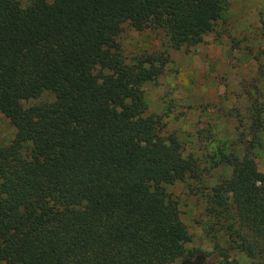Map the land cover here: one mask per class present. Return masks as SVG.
<instances>
[{
  "label": "trees",
  "instance_id": "obj_1",
  "mask_svg": "<svg viewBox=\"0 0 264 264\" xmlns=\"http://www.w3.org/2000/svg\"><path fill=\"white\" fill-rule=\"evenodd\" d=\"M227 8V0H0V111L17 129L0 146V264L185 258L192 236L165 183L201 178L198 159L147 112L143 86L161 75L157 59L128 62L117 38L128 23L164 31L174 49L194 46ZM45 92L55 100L21 106ZM263 113L255 104L258 130ZM219 154L215 164L232 173L203 186L207 227L227 230L233 248L264 264V173L250 152Z\"/></svg>",
  "mask_w": 264,
  "mask_h": 264
},
{
  "label": "rangeland",
  "instance_id": "obj_2",
  "mask_svg": "<svg viewBox=\"0 0 264 264\" xmlns=\"http://www.w3.org/2000/svg\"><path fill=\"white\" fill-rule=\"evenodd\" d=\"M26 7L31 0H19ZM228 8L214 31L194 46L174 49L166 33L159 29L136 31L122 25L117 38L128 62L153 56L162 73L143 86L148 114L162 119L161 135H175L185 157L198 159L201 178L171 179L168 193L178 202L182 221L192 236L187 255L175 264H255L237 246L230 233L207 227V192L229 178L232 169L219 150L252 153L264 173V128L253 126L255 104L264 106V0H227ZM163 58V61L161 60ZM55 100L45 92L37 99L21 101L29 108ZM264 118V113H263ZM17 129L6 109L0 111V146L16 139ZM227 224V223H226ZM228 258V259H227Z\"/></svg>",
  "mask_w": 264,
  "mask_h": 264
}]
</instances>
